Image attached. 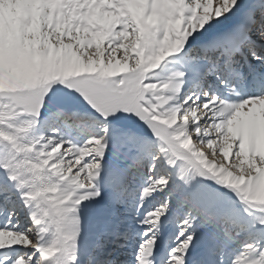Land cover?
<instances>
[{"label": "snow or ice", "instance_id": "obj_1", "mask_svg": "<svg viewBox=\"0 0 264 264\" xmlns=\"http://www.w3.org/2000/svg\"><path fill=\"white\" fill-rule=\"evenodd\" d=\"M0 264H264V0H0Z\"/></svg>", "mask_w": 264, "mask_h": 264}]
</instances>
